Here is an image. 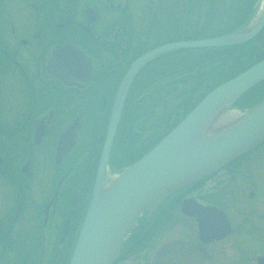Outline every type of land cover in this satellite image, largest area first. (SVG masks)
<instances>
[{"label":"flooded vegetation","instance_id":"1","mask_svg":"<svg viewBox=\"0 0 264 264\" xmlns=\"http://www.w3.org/2000/svg\"><path fill=\"white\" fill-rule=\"evenodd\" d=\"M205 1L180 2L182 7L177 8L182 9L185 26L178 29L174 0H0V264H66L87 206L121 80L131 64L150 51L174 42L213 37L208 36L213 33L186 27L189 16L206 19L207 11L200 16ZM240 4L244 17L221 28L217 35L236 32L251 22L256 0H240ZM250 41L251 46L258 42V52L264 51V24ZM196 52L200 58L195 70L200 75L206 60L202 51ZM188 53L194 52L170 49L146 62L130 86L123 109L129 97L134 96V104L138 98L144 99L147 93L133 92L140 83L173 90L174 79L185 80L182 73L175 76V57L185 60ZM167 94L157 95L164 101ZM123 109L109 151L110 166L116 160L113 155ZM104 119L105 127L99 125ZM88 132L98 136L89 139ZM242 162L247 161L234 163L233 180L240 187L242 200L248 202L255 198L257 186L251 172L239 175L245 171ZM204 182L168 199L171 224L167 228L173 226L175 213L181 216L180 202L196 200L192 194ZM244 223L249 225L248 220ZM198 242L191 249L204 258L206 246L218 243ZM170 249L173 254L168 264H190L187 245L173 241ZM138 255L147 257L142 251ZM260 257L264 258V248L251 263L257 264Z\"/></svg>","mask_w":264,"mask_h":264},{"label":"water","instance_id":"2","mask_svg":"<svg viewBox=\"0 0 264 264\" xmlns=\"http://www.w3.org/2000/svg\"><path fill=\"white\" fill-rule=\"evenodd\" d=\"M264 23V0L255 25L211 39L176 42L135 60L112 105L107 134L89 204L68 264H112L136 220L146 219L172 193L211 175L264 142V100L225 123L232 104L264 80V59L207 93L146 155L104 184V171L125 95L140 68L167 50L224 48L251 39ZM182 213L196 216L198 238L208 242L229 231L221 211L184 201ZM262 264V263H261Z\"/></svg>","mask_w":264,"mask_h":264},{"label":"rangeland","instance_id":"3","mask_svg":"<svg viewBox=\"0 0 264 264\" xmlns=\"http://www.w3.org/2000/svg\"><path fill=\"white\" fill-rule=\"evenodd\" d=\"M229 1L230 0H206L205 3L201 2L206 6L203 8L201 5L200 16L202 17L204 12L207 11L206 19L203 20L197 16H189L191 18L190 23L188 24L189 26L186 27H190V29L195 32L200 31L201 33H206V35L213 33V35L208 36H215L219 33V31H221V28L233 26L235 19L238 18L237 21H239L242 17H244V15L243 12L240 11V0H231L233 3L231 5H228ZM180 2L183 3V0H174L173 5L175 4V8H177L178 5L182 7ZM178 9L179 8H177V10L173 9L174 14L176 13L174 16V24L176 28L182 29L183 26H185L184 17L183 14L180 13L182 9ZM256 9L257 10L254 11L252 19L250 20L252 23L256 20L260 11V6L258 7V4ZM201 23L203 24L201 25ZM250 23L247 25H250ZM201 27H206V31L208 32H205V28ZM252 50L253 52L260 51L258 42L253 43V46L243 43V45H240L233 51L234 53L231 57L223 60L222 62V58L218 57L219 61L215 64L217 67H214L215 70L213 73H222L226 67L240 66L245 62V60H247V58L251 57L249 53L252 52ZM182 58L184 57H175L176 67H174V71L176 78L180 77L179 73H182L186 79H174L176 82L173 90L172 88L168 90V87L152 89L153 84L141 85L140 83L138 87L136 86L134 88L133 92L136 91L135 94L141 92L147 93L144 99L141 100L143 97L138 98V103L136 104H134L133 101L134 96L127 99L126 103L128 104L126 105V108L123 109V119L118 132L119 134H117L118 140L114 150L115 153L113 155L114 159L117 161L115 160L114 165H112L113 171L114 169L119 168L120 165H124L126 162L133 159L146 147V143L157 134V132L154 133V131H158V126L156 125L159 120V113H161L162 110L167 112L173 108L172 106L180 95L177 90L182 92L189 80L186 75H189L190 72L198 68V65L195 62L198 61L197 63H199V52L186 54L185 60ZM205 60H207V58ZM201 67H203V65H201ZM217 75L218 74H214L213 77H216ZM204 78V74L201 73L198 75V78L193 80L199 81ZM190 81L193 82L191 79ZM212 81L217 82L214 81V78ZM163 83L167 84L165 82ZM205 85L206 83L199 86L200 89L197 96L201 95L203 91H205L203 90L205 89ZM166 91H168V94L164 101L156 99L158 98L157 94ZM148 101L150 104L146 103ZM159 106L160 108H158ZM132 108L133 111H130ZM234 108H236V106ZM236 115L237 112L235 111L227 114V117L224 118L225 123H228L230 120L232 121ZM154 119L157 122H155ZM129 121L133 123L128 125ZM139 122L141 126L136 128V125H138ZM101 123L105 127L106 119H104L103 122H99V125ZM144 124L146 127H143ZM131 127H133L134 131ZM138 129L141 134L140 132L138 134ZM135 131L138 135L133 134L136 133ZM150 134L152 135L150 136ZM97 136L98 134L95 136L93 133L88 132L87 138L91 139L94 137L96 138ZM249 160L250 163L245 166L244 172L248 176L249 172H251L255 185L257 186L255 198L253 200L248 202L242 200V194L238 193V191L240 192V187L234 183V170L231 167H226V169L217 173L211 179L205 181L201 188L192 194L194 198L204 206L218 203V207L227 214L229 218L228 220L232 226V231L220 238V241H218L217 244H208L206 246L207 254L204 253L205 258L202 256L200 257L198 253H195V251L191 249V245L198 242L195 235L196 224L194 220L192 218H177V220L173 222L172 227L162 229L163 231L160 235L157 234L158 236L153 240V244L148 247L147 257L142 259V263L150 264V262H154V264H168L169 257L173 254L171 249L169 252L168 246L175 241L179 245H187V247H189V254L187 255H189L190 264H194V261L196 260L200 263L195 264H211L212 260H215L217 264H253L251 263V259L260 253V249L262 250L264 248V146L257 150L254 154L250 155ZM113 173L114 172L108 173V183L113 180ZM118 173L119 171H116L114 174L117 175ZM227 177H230V180H228ZM240 204L244 205L246 209H241ZM245 220L249 221V225L245 223L242 224L243 222H246ZM178 249L179 251L182 250V248ZM137 262L138 260L134 261L133 259H129L126 264H138Z\"/></svg>","mask_w":264,"mask_h":264},{"label":"trees","instance_id":"4","mask_svg":"<svg viewBox=\"0 0 264 264\" xmlns=\"http://www.w3.org/2000/svg\"><path fill=\"white\" fill-rule=\"evenodd\" d=\"M239 47V46H238ZM238 47H232V48H222V49H206L203 50L202 54L206 60L205 67L201 68L202 73L204 74L205 78L201 79L199 81H194L193 79L198 78V73H196V70L189 73V77L193 82L190 81V79L187 82V85L182 92L179 91L180 95L178 96V99L175 101L173 108L167 112L163 111L159 113L158 115L159 120L157 123V130L154 131V133L157 132V134L146 143V147L140 151L133 159L126 162L127 165L131 164L138 158H140L142 155H144L154 144H156L163 136H165L174 126L178 124V122L193 108V106L212 88L219 85L220 83L232 78L237 73L244 71L245 69L252 66L254 63L260 61L262 58H264V51L262 52H250L249 55L250 58H247L243 64L240 66L235 67H226L222 71V73H213L215 70L214 67H217L215 64L219 61V58H222L221 62L223 60L228 59L232 56L234 53L233 51ZM234 57V56H233ZM231 59V58H230ZM243 59V58H240ZM198 61H196V64ZM194 64V63H193ZM217 69V68H216ZM218 74L216 77H213V75ZM217 81V82H213ZM217 79V80H216ZM220 80V81H218ZM206 83L205 85V91L199 96H197L199 91V86L203 85L202 83ZM208 85V88H207ZM163 97V96H162ZM162 97H158L157 100L161 101ZM198 97V98H197ZM264 99V81L256 85L254 88L250 89L247 93H245L242 97H240L236 103L234 104V107L236 106L237 109L242 110L244 108H248L254 104L259 103L261 100ZM160 108V106L158 107ZM126 120V117H125ZM129 123V122H128ZM152 133V134H154ZM144 134V133H143ZM150 134V136L152 135ZM149 136V135H147ZM155 222L153 224L146 223L145 221H139L136 228L132 231V234L129 238V241L127 242L126 246L122 248L118 260H124L128 253L133 252L136 248L143 246L148 239H152L155 235L159 233V231L163 228L161 225L167 224L169 221V216L167 214V206L164 208L158 209L156 211V215L154 216ZM145 226H151L149 231L146 233L145 237L141 238L139 240V237L144 233L146 230ZM153 236V237H152ZM152 237V238H151Z\"/></svg>","mask_w":264,"mask_h":264},{"label":"bare ground","instance_id":"5","mask_svg":"<svg viewBox=\"0 0 264 264\" xmlns=\"http://www.w3.org/2000/svg\"><path fill=\"white\" fill-rule=\"evenodd\" d=\"M258 19V18H257ZM257 21V20H256Z\"/></svg>","mask_w":264,"mask_h":264}]
</instances>
